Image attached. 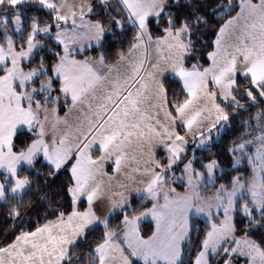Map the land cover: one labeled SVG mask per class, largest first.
I'll return each instance as SVG.
<instances>
[{
    "label": "snow or ice",
    "instance_id": "6c2138e0",
    "mask_svg": "<svg viewBox=\"0 0 264 264\" xmlns=\"http://www.w3.org/2000/svg\"><path fill=\"white\" fill-rule=\"evenodd\" d=\"M0 205V264H264V0H0Z\"/></svg>",
    "mask_w": 264,
    "mask_h": 264
},
{
    "label": "trees",
    "instance_id": "16d2710c",
    "mask_svg": "<svg viewBox=\"0 0 264 264\" xmlns=\"http://www.w3.org/2000/svg\"><path fill=\"white\" fill-rule=\"evenodd\" d=\"M114 2V0H113ZM95 18V17H93ZM89 53H85V55H88ZM114 55V53L110 52V57ZM64 111V108H60L59 112H63ZM235 132L234 131H230L227 135H225L223 137V140L221 143H217L213 149V151H216L220 154V157L224 160H227L228 157L227 155L225 154V152L223 151V149L227 146V143L228 141L231 139L232 135H234ZM191 152V149L189 150ZM197 155H207V152H197ZM241 171H243V169H241ZM178 190H183V187L182 185H178ZM135 204H139L140 201H137V200H134L133 201ZM4 206L3 205H0V214H2V210H3ZM203 227V225H201ZM3 227V220H2V215H0V228ZM140 227H141V230L144 234H150L153 226L151 224V222L149 221H145L143 223L140 224Z\"/></svg>",
    "mask_w": 264,
    "mask_h": 264
},
{
    "label": "crops",
    "instance_id": "0c3cea01",
    "mask_svg": "<svg viewBox=\"0 0 264 264\" xmlns=\"http://www.w3.org/2000/svg\"><path fill=\"white\" fill-rule=\"evenodd\" d=\"M65 111H66V109H64L63 112H60V115H63ZM68 119H69L70 121H74V120H75V113H74V112L71 113V114L69 115ZM94 154L98 155L99 153H98V152H95ZM108 170L111 171L110 164H109V166H108ZM179 191L182 192L183 190H179ZM145 221H149V222H151L152 226L154 227V222L151 220V218L148 217V218L142 219V220H141V223H143V222H145ZM141 223H140V224H141Z\"/></svg>",
    "mask_w": 264,
    "mask_h": 264
},
{
    "label": "rangeland",
    "instance_id": "374dc122",
    "mask_svg": "<svg viewBox=\"0 0 264 264\" xmlns=\"http://www.w3.org/2000/svg\"><path fill=\"white\" fill-rule=\"evenodd\" d=\"M179 191V190H178ZM150 218V217H149Z\"/></svg>",
    "mask_w": 264,
    "mask_h": 264
}]
</instances>
